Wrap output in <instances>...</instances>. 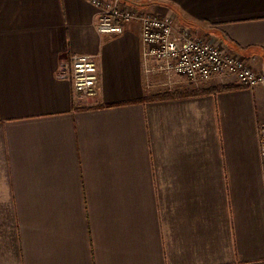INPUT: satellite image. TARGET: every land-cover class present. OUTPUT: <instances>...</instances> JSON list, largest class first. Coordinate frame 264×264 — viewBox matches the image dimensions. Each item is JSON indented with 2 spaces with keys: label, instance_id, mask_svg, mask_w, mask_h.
<instances>
[{
  "label": "crops",
  "instance_id": "obj_1",
  "mask_svg": "<svg viewBox=\"0 0 264 264\" xmlns=\"http://www.w3.org/2000/svg\"><path fill=\"white\" fill-rule=\"evenodd\" d=\"M106 1L264 71V0ZM99 11L0 0V264H264V85L160 70L138 20L103 34ZM71 53L97 59L94 96L57 74Z\"/></svg>",
  "mask_w": 264,
  "mask_h": 264
},
{
  "label": "built area",
  "instance_id": "obj_2",
  "mask_svg": "<svg viewBox=\"0 0 264 264\" xmlns=\"http://www.w3.org/2000/svg\"><path fill=\"white\" fill-rule=\"evenodd\" d=\"M88 1L100 10L96 22L100 33L121 34L127 23L138 20L142 55L156 60L160 70L189 81L208 80L217 74L232 73L240 85H264V71L253 70L242 57L225 52L217 44L192 37L187 28L177 27L169 15L138 14L122 10L112 1ZM57 74L69 79L74 91L80 95L92 97L97 92L98 64L91 54H69ZM258 140L264 170V123L258 126Z\"/></svg>",
  "mask_w": 264,
  "mask_h": 264
},
{
  "label": "trees",
  "instance_id": "obj_3",
  "mask_svg": "<svg viewBox=\"0 0 264 264\" xmlns=\"http://www.w3.org/2000/svg\"><path fill=\"white\" fill-rule=\"evenodd\" d=\"M239 85L235 84H225V85H214V86H209L207 88H201V89H193V90H185L183 92H178V93H162V94H156L151 97L150 99H156V98H168V97H173V96H179V95H189V94H199V93H216V92H221V91H228L231 89H236L239 88ZM140 100H145V98H141ZM109 106L111 104H108ZM114 105V104H112ZM111 105V106H112ZM107 106V105H106Z\"/></svg>",
  "mask_w": 264,
  "mask_h": 264
},
{
  "label": "rangeland",
  "instance_id": "obj_4",
  "mask_svg": "<svg viewBox=\"0 0 264 264\" xmlns=\"http://www.w3.org/2000/svg\"><path fill=\"white\" fill-rule=\"evenodd\" d=\"M173 19V18H172ZM174 20V19H173ZM176 21H178V20H176ZM179 22V21H178ZM224 74V73H223Z\"/></svg>",
  "mask_w": 264,
  "mask_h": 264
}]
</instances>
